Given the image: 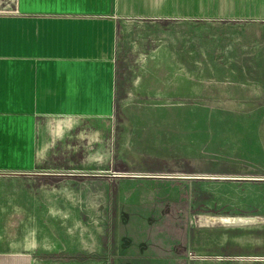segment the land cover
<instances>
[{
    "label": "crops",
    "instance_id": "1",
    "mask_svg": "<svg viewBox=\"0 0 264 264\" xmlns=\"http://www.w3.org/2000/svg\"><path fill=\"white\" fill-rule=\"evenodd\" d=\"M140 18L264 19V0H0V264L189 263L171 218L198 172L117 151L118 30Z\"/></svg>",
    "mask_w": 264,
    "mask_h": 264
},
{
    "label": "rangeland",
    "instance_id": "2",
    "mask_svg": "<svg viewBox=\"0 0 264 264\" xmlns=\"http://www.w3.org/2000/svg\"><path fill=\"white\" fill-rule=\"evenodd\" d=\"M117 41L125 162L158 157L233 177L187 179V216L171 218V236L186 224L188 264H264V19H126ZM224 216L253 220L224 225ZM132 222L134 244L151 243L137 234L150 227L146 217Z\"/></svg>",
    "mask_w": 264,
    "mask_h": 264
},
{
    "label": "built area",
    "instance_id": "3",
    "mask_svg": "<svg viewBox=\"0 0 264 264\" xmlns=\"http://www.w3.org/2000/svg\"><path fill=\"white\" fill-rule=\"evenodd\" d=\"M114 175L117 176H134V175H139L137 173H132V172H115L113 173ZM182 178L184 179H199V178H214V179H229L233 178L231 176H218V175H207V174H183L181 175ZM264 179V178H263Z\"/></svg>",
    "mask_w": 264,
    "mask_h": 264
},
{
    "label": "bare ground",
    "instance_id": "4",
    "mask_svg": "<svg viewBox=\"0 0 264 264\" xmlns=\"http://www.w3.org/2000/svg\"><path fill=\"white\" fill-rule=\"evenodd\" d=\"M218 220L224 225H239L244 224L245 222L252 221L253 219L240 216H224L219 217Z\"/></svg>",
    "mask_w": 264,
    "mask_h": 264
},
{
    "label": "water",
    "instance_id": "5",
    "mask_svg": "<svg viewBox=\"0 0 264 264\" xmlns=\"http://www.w3.org/2000/svg\"><path fill=\"white\" fill-rule=\"evenodd\" d=\"M113 173H107V174H103V177H106L108 175H111ZM91 182L94 181V183H97V184H106V186L109 184V180L106 179V180H102V179H95V180H90Z\"/></svg>",
    "mask_w": 264,
    "mask_h": 264
},
{
    "label": "flooded vegetation",
    "instance_id": "6",
    "mask_svg": "<svg viewBox=\"0 0 264 264\" xmlns=\"http://www.w3.org/2000/svg\"><path fill=\"white\" fill-rule=\"evenodd\" d=\"M103 206H106V198L104 197L103 199ZM181 218H183L182 220L184 221L185 220V214L182 213V215H180Z\"/></svg>",
    "mask_w": 264,
    "mask_h": 264
}]
</instances>
